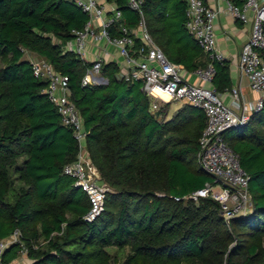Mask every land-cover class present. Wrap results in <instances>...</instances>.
Returning a JSON list of instances; mask_svg holds the SVG:
<instances>
[{
	"label": "trees",
	"instance_id": "obj_1",
	"mask_svg": "<svg viewBox=\"0 0 264 264\" xmlns=\"http://www.w3.org/2000/svg\"><path fill=\"white\" fill-rule=\"evenodd\" d=\"M109 1L129 28L137 26L138 15L125 0ZM185 12L184 0H147L142 9L147 32L169 61L189 73L212 64V89L230 90L226 61H212L200 49L185 29ZM87 22L70 0H0V57H9L0 68V240L20 236L3 252V262L11 264L23 251L27 264H107V248L127 246L132 256L122 264H178L192 257L264 264V108L223 135L248 176L251 197V212L227 225L215 201L182 200L213 182L196 159L203 113L186 103L170 118L165 108L153 111L141 82L120 79L111 62L100 69L105 84L83 85L94 62L64 46ZM110 33L118 35L113 28ZM24 50L68 78L90 161L108 188L104 212L94 222L83 220L87 196L63 174L77 144ZM11 176L23 185L15 195Z\"/></svg>",
	"mask_w": 264,
	"mask_h": 264
},
{
	"label": "built area",
	"instance_id": "obj_2",
	"mask_svg": "<svg viewBox=\"0 0 264 264\" xmlns=\"http://www.w3.org/2000/svg\"><path fill=\"white\" fill-rule=\"evenodd\" d=\"M88 17L81 31L74 32V39L64 48L84 59L87 45L105 44L114 48L123 59L124 69L118 77L125 81L141 82V91L151 101L153 111L160 103L181 102L199 109L205 117V126L198 139L196 159L199 169L212 177V183L182 200L209 198L220 208V214L228 225L230 221L247 216L251 212V197L248 191V176L239 164L238 155L225 142L223 135L233 128L248 124L253 114L264 108V0H244L240 6L230 0L225 12L234 20L250 24V34L243 45L238 68L249 82L251 92L257 95L253 101L241 99L238 92L232 93L231 104H224L210 87L215 73L212 64L193 72L199 84L188 82L182 75V67L169 61L147 32L142 9L147 0H125L126 6L137 13L138 24L129 28L122 12L109 0H70ZM186 4L185 29L200 49L212 61L224 62V56L216 48L214 22L222 10L211 8L205 0H184ZM117 36L110 33L111 29ZM139 39L136 47L134 39ZM85 60V59H84ZM82 79L83 85L106 81L100 76L104 63L96 59ZM34 77L47 81L44 93L56 108L62 124L71 130L77 144L75 160L66 165L63 174L74 180L89 201V210L83 217L87 223L94 222L105 209L108 188L100 183V176L91 163L86 149V132L73 102L70 100L68 78L56 72L45 60L31 62ZM97 85V84H96ZM180 201L179 198H173ZM20 236L14 232L9 238L0 240V264L5 249L18 243Z\"/></svg>",
	"mask_w": 264,
	"mask_h": 264
},
{
	"label": "crops",
	"instance_id": "obj_3",
	"mask_svg": "<svg viewBox=\"0 0 264 264\" xmlns=\"http://www.w3.org/2000/svg\"><path fill=\"white\" fill-rule=\"evenodd\" d=\"M205 2L211 8H220V10L224 11L218 15L214 22V32L216 35V48L224 56L229 70L231 89L217 94L220 100L226 105L231 104V96L234 92H238L243 100L253 101L257 98V95L251 92L248 79L240 73L238 68V57L243 45L249 38L250 24L234 20L225 12V4L220 0H205ZM85 57L88 60H86ZM85 57L84 59L88 62L102 59L104 63L111 62L116 64L121 71L124 69L123 59L114 48L106 46L105 44L97 46L90 41L87 45ZM182 75L188 82L199 84V81L193 73H189L182 69ZM207 87L212 88L210 85ZM27 263V258L23 261L19 260V257H17L11 264Z\"/></svg>",
	"mask_w": 264,
	"mask_h": 264
},
{
	"label": "rangeland",
	"instance_id": "obj_4",
	"mask_svg": "<svg viewBox=\"0 0 264 264\" xmlns=\"http://www.w3.org/2000/svg\"><path fill=\"white\" fill-rule=\"evenodd\" d=\"M24 57L31 62H35L39 59L33 53L26 51V50H24ZM85 59L88 60L86 57H85ZM8 61H9V57H4V58L0 57V68H2L4 65H6ZM103 83L104 82H100V83L96 82L95 84H103ZM166 104L167 103H160V108L161 107L165 108L164 110L168 111L167 118H170V116L173 114V112L175 110L184 106L183 103H181V102H170V103H168V105H166ZM11 178L15 180L13 183V188H12V192L15 195V193L20 192V190L23 188V185L21 182H18L15 179L16 178L15 176H11ZM13 199L14 198H12V195L10 194L9 200L13 201ZM245 217H242V218H245ZM247 243L250 244L249 241H247ZM38 245H40L42 247L46 246V241L44 240L43 237H40ZM233 246L234 245H232L231 248ZM259 250H260V257H261V258H259V261H262V260H264V241L263 240H261V242H260ZM106 253L108 255L107 256V264H122L126 259H128L132 256V250L127 246L119 247V248L118 247L107 248ZM18 257H19V260L24 261L26 259L25 252H23V251L20 252ZM224 258H225V256H224ZM215 260L216 259L211 258V257H206V258L205 257H203V258L192 257V258L184 259L181 261V263H178V264H215L214 263ZM217 264H226V262L219 263V261H218Z\"/></svg>",
	"mask_w": 264,
	"mask_h": 264
}]
</instances>
